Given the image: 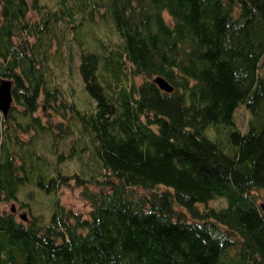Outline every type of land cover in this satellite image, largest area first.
<instances>
[{
	"label": "trees",
	"instance_id": "1",
	"mask_svg": "<svg viewBox=\"0 0 264 264\" xmlns=\"http://www.w3.org/2000/svg\"><path fill=\"white\" fill-rule=\"evenodd\" d=\"M54 5L0 0V78L12 81L0 110V203L25 185L72 183L89 208L54 196L47 220L28 222L0 209V264H264V0ZM103 14L117 40L94 33L90 46L79 26ZM73 39L85 98L54 74ZM238 103L245 130L233 120ZM214 197L223 203L207 205Z\"/></svg>",
	"mask_w": 264,
	"mask_h": 264
},
{
	"label": "rangeland",
	"instance_id": "2",
	"mask_svg": "<svg viewBox=\"0 0 264 264\" xmlns=\"http://www.w3.org/2000/svg\"><path fill=\"white\" fill-rule=\"evenodd\" d=\"M43 1H46L47 4L53 6L55 0H43ZM99 10L102 11V8H99ZM30 14L32 18L37 16L34 12H30ZM103 16L104 14L97 23L96 21L94 23L87 22L79 26V33H81L84 36V40L86 44L89 43L91 46V36H92L91 34L94 33L97 39H100L105 43L116 42L117 35L111 28L110 21L105 19V16L104 17ZM66 30H68L69 34L73 35L74 27L72 25L68 26ZM75 43L76 42L73 39L70 46L69 57L63 58L64 56L63 54L62 59L57 62L58 66L55 69L54 74H55V78L60 81L63 87H66L67 83H71L74 85V88L76 87V94L80 98H85L83 93H81L80 90L78 89L79 81L77 77L76 64L78 60L77 55L79 49L75 45ZM85 43L81 42L79 46L83 47L85 46L84 45ZM141 78H142L141 76L134 77L135 82L140 81ZM39 114L42 116L43 120L46 119V115L44 113L39 112ZM248 117H249V113L247 109L242 106V103H238L237 107L233 111V120L236 127L239 128L240 130H245ZM208 134L211 137L217 136L218 138L223 139V135L220 129L217 130L216 133L213 129H210L208 131ZM67 142L68 139L65 140L63 144H60L59 148L61 150H65ZM61 167L63 170L70 172L72 170H75L77 166L71 161V162H65L64 164L61 165ZM25 184H32V183L28 182ZM33 185L34 184L23 186L18 192L17 199L1 202L0 209L6 211H12L17 219L28 222L32 214L41 215L42 217L41 219L43 221H46L51 206L50 199L54 196L57 197V200L63 206L70 207L74 211L81 212L82 215H85L86 211L89 208L87 202L80 197L78 193V187L74 186L72 183H69L68 185H61L56 191L48 192V193L42 191L35 185L34 187ZM255 194L259 202H264V190L257 189L255 191ZM222 203H223L222 198L214 197L207 202V205L218 206L221 205Z\"/></svg>",
	"mask_w": 264,
	"mask_h": 264
},
{
	"label": "water",
	"instance_id": "3",
	"mask_svg": "<svg viewBox=\"0 0 264 264\" xmlns=\"http://www.w3.org/2000/svg\"><path fill=\"white\" fill-rule=\"evenodd\" d=\"M152 81L160 88L165 91L171 90V85L167 83V81L159 76L156 75L152 77ZM12 81L8 78H0V110L6 114L7 110L9 109V106L12 101ZM259 207L261 209L262 215L264 216V202L259 203Z\"/></svg>",
	"mask_w": 264,
	"mask_h": 264
}]
</instances>
